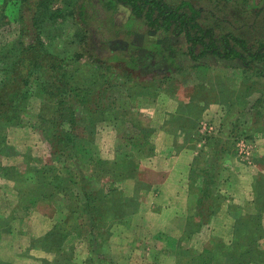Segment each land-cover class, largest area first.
<instances>
[{
	"label": "trees",
	"instance_id": "1",
	"mask_svg": "<svg viewBox=\"0 0 264 264\" xmlns=\"http://www.w3.org/2000/svg\"><path fill=\"white\" fill-rule=\"evenodd\" d=\"M21 1L24 6L29 3L33 27L25 25L13 39L0 42V170L7 178H22L23 173L18 174L15 166L1 162L2 156L16 153L8 142L6 129L23 125L21 112L27 110L33 98L39 99L41 111L34 128L49 144L50 160L63 165L59 168L52 162L33 158L35 166L30 170L37 172V180L32 199L52 200L53 191H45L47 178L57 171L66 172L65 176H53L57 179L56 187L59 191H71L75 206L70 209H81L83 217H87L90 231L98 235L95 240L100 250L108 223L124 221L130 211L129 198L122 195L118 182L138 178L143 158L155 153V128L141 117L136 89L156 97L155 93L161 92L168 82L162 77H144L128 63L105 60L90 52L88 0ZM58 1L62 5L54 9L53 4ZM116 1L128 5L132 15L141 16L148 27L183 35L193 58L212 54L231 60L246 55L250 61L264 64V35L249 42L236 30H218L216 22L204 25L199 20L200 9L188 0L178 4L167 0ZM2 6L0 34L8 23ZM119 99L128 101L127 107ZM247 104V100L229 104V114L223 118L218 133L209 136L207 167L200 172L192 165L190 185L195 198L191 227L185 231L187 237L211 223L220 211L226 198L220 187L224 169L221 166L223 159L234 153L237 140L256 135L264 138V94L250 108H246ZM102 122L113 123L119 139L114 159L104 158L96 142V128ZM192 137L189 139H197ZM200 175L202 179L197 185ZM95 181L98 185L94 187ZM73 186L79 187L80 195L74 193ZM253 188L257 198L264 195L257 183ZM257 198L254 212L232 207L234 223L229 240L218 238L212 243L213 248L189 252L187 256H192L186 264H264V203ZM90 259L93 260L92 256ZM97 261L113 264L102 252ZM178 263L182 264L180 256Z\"/></svg>",
	"mask_w": 264,
	"mask_h": 264
},
{
	"label": "rangeland",
	"instance_id": "2",
	"mask_svg": "<svg viewBox=\"0 0 264 264\" xmlns=\"http://www.w3.org/2000/svg\"><path fill=\"white\" fill-rule=\"evenodd\" d=\"M167 1L171 4H178L182 0ZM188 1L200 9L199 20L204 25L216 22L218 30H227V28L236 30L244 34L249 42H252L256 36L264 35V0ZM60 2H55L53 8L56 9L62 5ZM22 3L21 0H0V5H3L8 20L1 31L0 42L13 39L25 25L33 27L29 18L32 12L28 8L29 3L27 2L26 6ZM88 3L87 21H90L87 25L91 30L90 52L105 60L119 59L128 63L132 68L139 70L144 77H162L168 82L161 92L155 93L156 97L150 92L144 95L136 89L141 117L149 121L153 109L166 107L168 100L170 105L167 109L172 105H177V108L181 107L182 109H177L170 120L180 124L187 137L201 136V146L198 147L199 153L194 158L193 165L202 172L207 167L206 161L209 159V136L218 133L223 118L229 114V104L237 105L240 100H247L246 108H250L251 104L264 94V64L250 61L251 59L246 55L231 60L221 59L212 54L193 58L189 52L190 44L183 35H174L163 28L148 27L141 16L132 15L128 5L116 0H88ZM34 6L32 4V7ZM21 13L24 15L22 20ZM118 102L124 103L123 106L127 107L128 101L119 99ZM40 104L39 99L33 98L28 103L27 110L21 112L23 125H11L6 129L8 142L15 147L16 153L10 152L9 156H2L1 162L15 166L18 174L22 172L23 175L21 179L14 180L7 178L0 170V186L5 188L0 187V200L1 194L7 193L10 196V199L3 203V206L6 205L0 209V264H14L13 261L15 262L17 256L21 255L15 254L19 251L17 248L20 249L22 246L30 249L41 248L55 253V261L51 259L47 262L48 264H98L99 252L104 253L108 259L113 261V264H130L126 246L133 236L129 235L132 234L130 230L135 229L133 222L140 224L137 229L139 235L156 234L167 225L161 222L152 228H144L143 224L149 223L151 217L150 214L140 212L141 205L144 206L145 203L143 202L145 198L142 201L145 191L142 183L138 191L131 194L122 188L123 181L118 182L122 195L129 198L130 211L126 213L124 221L108 223L102 234V241H104L100 250H97L99 247L95 240L98 235L96 233L95 236L94 231H90L87 217H83L81 209L78 211L70 209L75 206L73 199L71 201V191L69 189L59 191L56 187L57 179L53 176L55 174L65 176L66 172L57 171L47 178L45 191H53L52 200L33 201V194L36 193L34 185L37 180V172L30 170L35 166L33 158H41L43 162H52L49 144L34 128L39 120ZM97 126L95 137L102 156L114 159L118 153L119 139L113 123L102 122ZM233 152L231 156L223 159L221 167L224 169L221 174V183L225 179L240 186L238 190L236 186V192L230 193L227 190L228 186L225 185L224 202L228 199L230 202L228 207L224 206V213H221L223 215L219 214L221 221L212 220L210 224L207 223L210 225L209 233L215 231L218 236H214V240H211L209 244L222 238L220 236H223L225 241L231 238L229 229L225 227H229L231 218L234 223L231 210L233 206H239L233 199L240 198L241 190L250 189L254 162L261 167L255 184L257 183L264 194V138L261 135L251 138L241 137L237 140ZM148 157L143 158L142 161ZM52 164L59 168L63 165L62 162L54 160ZM201 179L202 175L197 177V185H200ZM3 184H8V186ZM252 184L254 187L255 184ZM96 185L98 184L95 181L93 186ZM21 188L22 191H19ZM73 191L78 195L81 194L78 186H73ZM193 197L195 198V195L191 192L190 201L194 200ZM251 197L257 198L255 193L250 194L249 198ZM257 199L264 203V195H260ZM6 212H8L7 217H5ZM226 212L231 218L225 215ZM139 213L141 216L137 218ZM261 214L264 230V212ZM226 220L230 221L226 222ZM207 224L201 226L199 231L206 233L203 227ZM8 226L9 228L6 229L9 230L8 232L11 230L18 232L11 233L10 236L7 234L8 237L3 238L6 234L4 229ZM188 226L191 227V224ZM179 241L182 246L194 247L195 249L191 250L192 253L203 250L202 246L205 243L203 238L193 240L191 237ZM153 243L156 245L154 247L158 246V250H161V244H157L156 241ZM261 247L264 248V238L261 240ZM29 254L27 253L25 257H36L37 259L27 264L41 263L39 255ZM91 256L93 260L90 259ZM191 256L182 257L188 263ZM167 264L171 263L167 262Z\"/></svg>",
	"mask_w": 264,
	"mask_h": 264
},
{
	"label": "crops",
	"instance_id": "3",
	"mask_svg": "<svg viewBox=\"0 0 264 264\" xmlns=\"http://www.w3.org/2000/svg\"><path fill=\"white\" fill-rule=\"evenodd\" d=\"M168 105H170L169 100L167 101L166 107L154 108L152 117L148 121L151 126L155 128V133L152 138L155 143V153L151 157H148L145 161H142L138 178L127 179L121 184L124 191L127 190V192L131 194L138 191V187H141L140 183L145 186L143 189L145 190L143 194L144 197L142 199L143 201L145 198V201H143L145 203L143 204L144 206L141 205L140 212L150 214L151 219L149 220V223L143 224L144 228H152L155 224L161 222L167 223L164 229L162 228L160 231H157L156 234L150 233L139 235L137 229L140 224L135 221L133 222L135 229H132L133 232L130 230L132 234H129L133 236L131 237L132 239L127 242L128 244L126 246L127 253L129 252L128 258L130 264H167V262H170L171 264H179V256L182 259V264H186V259L182 256H187L192 249H195L194 247L185 245L182 246L180 243L181 241L179 240L188 238L185 231L189 229L188 224L191 215H193V203L190 201V175L193 160L199 153L198 147L201 146L200 141L202 139L201 136L195 140L189 139V137L183 133L181 125L170 120L178 109L177 105H172L167 109ZM252 168L254 169V172L252 174L250 189L241 190L240 198L233 199V201L238 203L239 207H243L244 210H255V198L251 197V199L249 198V195H253L254 193L252 183L255 184V181L259 176L258 171H261V167L254 162V166ZM3 185L8 186V184ZM225 185L228 186L227 190L230 193L236 190V186L237 190L240 186L239 184L234 185V183H230V181L223 179L221 183V192L224 195ZM230 185L234 186L232 187ZM0 187L3 188V186ZM7 196H9L7 193L1 194L0 209L6 205L4 204L3 206V203L10 199V196L9 198ZM229 202L230 199L223 202L220 209L221 211H219L212 219L213 221H221V218L219 219V214L222 212L224 213V206L228 207ZM6 213L5 217L8 216V212ZM141 213H139L137 218L141 216ZM225 215L231 218L228 213ZM195 220H199L197 215H195ZM229 221L226 220V222ZM232 223L233 219L231 218L229 227H225L226 229H229L230 237L232 235ZM209 224L203 227V230L206 233H203V231H197L189 234L193 240L203 238L205 243L203 244L202 249H204V247L213 248V245L209 243L211 240H214L216 232L211 231L209 233ZM8 228L9 226L5 227L4 230ZM8 231L9 230H6V234L3 238L8 237V235L10 236L11 233L15 234L18 232L13 230L10 232ZM226 236H228V234ZM220 237L224 238L223 236ZM154 241H156L157 244H161V250H158V246L154 247L156 246L153 243ZM17 250L21 251V253L19 251H16L15 253L11 250L17 255L21 254L17 256L15 262L13 261L14 264H27L37 259L36 257H25L27 256V253H30L29 255L33 253L39 255L40 264H43V262L44 264H48L47 262L51 259H53V262L55 261V253L52 251H45L41 248L30 249L26 246H22L20 249L17 248Z\"/></svg>",
	"mask_w": 264,
	"mask_h": 264
},
{
	"label": "built area",
	"instance_id": "4",
	"mask_svg": "<svg viewBox=\"0 0 264 264\" xmlns=\"http://www.w3.org/2000/svg\"><path fill=\"white\" fill-rule=\"evenodd\" d=\"M210 129H212V128H210Z\"/></svg>",
	"mask_w": 264,
	"mask_h": 264
}]
</instances>
